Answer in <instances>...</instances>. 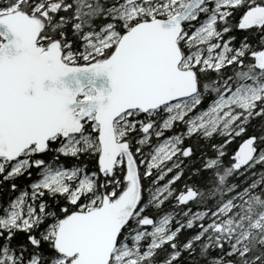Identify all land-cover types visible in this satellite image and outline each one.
<instances>
[{
    "label": "snow or ice",
    "instance_id": "6c2138e0",
    "mask_svg": "<svg viewBox=\"0 0 264 264\" xmlns=\"http://www.w3.org/2000/svg\"><path fill=\"white\" fill-rule=\"evenodd\" d=\"M250 168L264 0H0V264H264Z\"/></svg>",
    "mask_w": 264,
    "mask_h": 264
},
{
    "label": "trees",
    "instance_id": "16d2710c",
    "mask_svg": "<svg viewBox=\"0 0 264 264\" xmlns=\"http://www.w3.org/2000/svg\"><path fill=\"white\" fill-rule=\"evenodd\" d=\"M220 175L224 176V183H216L215 180L213 183L208 185V188L212 190V192L215 193V197L219 199L221 197V193H227L228 192V186L229 183L232 180H235L237 182H251L252 180L259 179L261 177H264V171L260 170L259 168H251V169H245L243 171L242 175L238 176H232L230 172H226L225 170H221ZM219 189V191H217ZM204 196H208V191H205ZM254 207L250 210L245 212V223H247V217L249 215H255L256 213V206L255 201H253ZM232 227H236L235 225H232ZM239 230V229H238ZM261 232H264V226L260 229ZM253 235H255V231H251Z\"/></svg>",
    "mask_w": 264,
    "mask_h": 264
},
{
    "label": "water",
    "instance_id": "95a60500",
    "mask_svg": "<svg viewBox=\"0 0 264 264\" xmlns=\"http://www.w3.org/2000/svg\"><path fill=\"white\" fill-rule=\"evenodd\" d=\"M249 155H250V149H244V150H242V153H241V160L242 161H246V160H248L249 159Z\"/></svg>",
    "mask_w": 264,
    "mask_h": 264
},
{
    "label": "rangeland",
    "instance_id": "374dc122",
    "mask_svg": "<svg viewBox=\"0 0 264 264\" xmlns=\"http://www.w3.org/2000/svg\"><path fill=\"white\" fill-rule=\"evenodd\" d=\"M251 169V168H250ZM225 211H227V209H225ZM264 226V218H262L259 221V228L261 229ZM248 231H255V229H248Z\"/></svg>",
    "mask_w": 264,
    "mask_h": 264
}]
</instances>
